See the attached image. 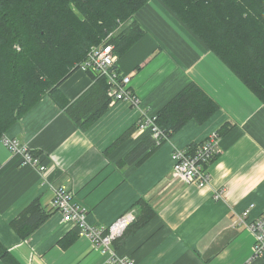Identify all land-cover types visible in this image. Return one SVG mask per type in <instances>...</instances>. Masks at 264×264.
Returning a JSON list of instances; mask_svg holds the SVG:
<instances>
[{
	"label": "crops",
	"instance_id": "0c3cea01",
	"mask_svg": "<svg viewBox=\"0 0 264 264\" xmlns=\"http://www.w3.org/2000/svg\"><path fill=\"white\" fill-rule=\"evenodd\" d=\"M136 18L146 32L115 67L131 76L138 105L110 102L83 130L47 94L4 136L43 156L45 176L55 187L75 191L90 225L108 227L130 212L135 216L137 202L148 200L153 218L131 235H120L118 254L135 264H249L254 235L235 221L247 209L249 220L264 212V104L160 0H150ZM192 81L220 109L202 124L189 121L141 165L120 166L149 132L136 129L113 144ZM93 85L79 69L62 83L59 100L72 103ZM226 123L230 128L219 135L220 151L209 165L210 183L199 187L172 178L173 152L204 141ZM42 182L37 170L23 165L0 139V242L5 248L21 264H113L110 254L51 210L53 190ZM219 190L223 197L217 199ZM34 200L49 217L22 239L10 223ZM0 264L6 263L0 259Z\"/></svg>",
	"mask_w": 264,
	"mask_h": 264
},
{
	"label": "trees",
	"instance_id": "16d2710c",
	"mask_svg": "<svg viewBox=\"0 0 264 264\" xmlns=\"http://www.w3.org/2000/svg\"><path fill=\"white\" fill-rule=\"evenodd\" d=\"M149 1L0 0V139L47 94L79 128L95 123L111 102L107 78L87 70L94 85L72 103H61L60 87L81 69L92 46L112 44L119 58L133 47L146 32L136 15ZM160 1L264 104V0ZM219 109L197 82H190L156 114L163 136L155 139L149 132L119 165H141L189 121L202 124ZM137 128L138 123L113 147ZM229 128V123L221 126L219 135ZM137 206L139 214L125 230L129 235L155 215L145 198ZM48 217L34 200L10 224L27 239ZM121 241V236L113 241L116 251ZM0 259L21 264L1 242Z\"/></svg>",
	"mask_w": 264,
	"mask_h": 264
},
{
	"label": "built area",
	"instance_id": "2783aa9c",
	"mask_svg": "<svg viewBox=\"0 0 264 264\" xmlns=\"http://www.w3.org/2000/svg\"><path fill=\"white\" fill-rule=\"evenodd\" d=\"M117 60L118 56L112 44H99L91 47L81 65V70H91L107 78L108 96L111 102L123 100L138 105L140 98L131 90V76L122 74L115 67ZM137 123V129L151 132L155 139L163 136V130L156 123V115L144 114ZM1 139L13 154L21 156L23 165L32 166L37 170L44 187L47 186L53 190L52 211L58 213L64 222L77 229L80 235L90 238L102 252L110 254L113 264H135V260L119 255L113 247V241L134 221L133 213L122 216L108 227L90 225L87 221V208L77 200L75 191L64 186L55 187L53 182L45 176L48 166L41 154L34 153L29 146L14 138L3 136ZM219 142L220 136L218 132H214L194 147L176 149L172 155V178L199 187L208 185L211 181L209 165L220 151ZM223 191L219 190L214 197L222 198ZM249 217L250 209H247L237 216L235 225L246 226L254 235V252L251 259L253 261L257 257H264V212L255 219L249 220Z\"/></svg>",
	"mask_w": 264,
	"mask_h": 264
},
{
	"label": "water",
	"instance_id": "95a60500",
	"mask_svg": "<svg viewBox=\"0 0 264 264\" xmlns=\"http://www.w3.org/2000/svg\"><path fill=\"white\" fill-rule=\"evenodd\" d=\"M264 261V257H257L253 261H251L249 264H262Z\"/></svg>",
	"mask_w": 264,
	"mask_h": 264
},
{
	"label": "bare ground",
	"instance_id": "6f19581e",
	"mask_svg": "<svg viewBox=\"0 0 264 264\" xmlns=\"http://www.w3.org/2000/svg\"><path fill=\"white\" fill-rule=\"evenodd\" d=\"M200 23V22H199ZM200 27V26H199ZM84 62V61H83ZM85 72H87V70L85 71Z\"/></svg>",
	"mask_w": 264,
	"mask_h": 264
}]
</instances>
